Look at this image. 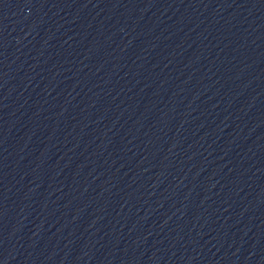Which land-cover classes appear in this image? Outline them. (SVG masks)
<instances>
[{
  "label": "water",
  "instance_id": "water-1",
  "mask_svg": "<svg viewBox=\"0 0 264 264\" xmlns=\"http://www.w3.org/2000/svg\"><path fill=\"white\" fill-rule=\"evenodd\" d=\"M0 189L24 264H264V0H0Z\"/></svg>",
  "mask_w": 264,
  "mask_h": 264
}]
</instances>
